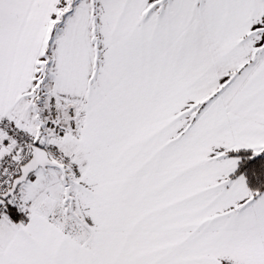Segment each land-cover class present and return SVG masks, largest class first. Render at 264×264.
<instances>
[{
  "label": "snow or ice",
  "instance_id": "snow-or-ice-1",
  "mask_svg": "<svg viewBox=\"0 0 264 264\" xmlns=\"http://www.w3.org/2000/svg\"><path fill=\"white\" fill-rule=\"evenodd\" d=\"M0 264H264V0H0Z\"/></svg>",
  "mask_w": 264,
  "mask_h": 264
}]
</instances>
